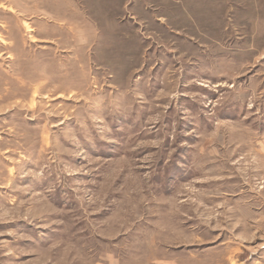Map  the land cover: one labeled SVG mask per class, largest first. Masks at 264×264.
Masks as SVG:
<instances>
[{"label": "rangeland", "instance_id": "1", "mask_svg": "<svg viewBox=\"0 0 264 264\" xmlns=\"http://www.w3.org/2000/svg\"><path fill=\"white\" fill-rule=\"evenodd\" d=\"M0 264H264V0H0Z\"/></svg>", "mask_w": 264, "mask_h": 264}]
</instances>
